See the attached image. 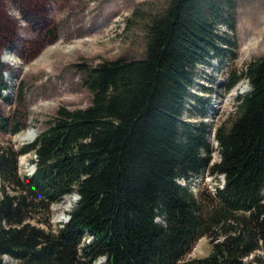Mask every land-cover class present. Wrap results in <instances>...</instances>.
I'll return each mask as SVG.
<instances>
[{
    "label": "trees",
    "instance_id": "16d2710c",
    "mask_svg": "<svg viewBox=\"0 0 264 264\" xmlns=\"http://www.w3.org/2000/svg\"><path fill=\"white\" fill-rule=\"evenodd\" d=\"M232 7L170 0L146 25L142 59L89 70L88 108L61 109L32 145L0 146V264H264V56L230 79L228 90L241 81L250 90L231 125L215 129L218 163L211 128L184 118L198 67L236 48L217 29L235 30ZM26 154L33 177L19 174ZM207 175L224 176V188L179 184ZM72 194L70 221L53 231V204ZM203 237L211 254L186 260Z\"/></svg>",
    "mask_w": 264,
    "mask_h": 264
},
{
    "label": "rangeland",
    "instance_id": "374dc122",
    "mask_svg": "<svg viewBox=\"0 0 264 264\" xmlns=\"http://www.w3.org/2000/svg\"><path fill=\"white\" fill-rule=\"evenodd\" d=\"M169 2L0 0V84L8 86L7 92L0 97V117L8 120L5 131L0 127V146L9 145L20 150L35 142L24 141L26 133L33 131L38 137L54 123L61 109L88 108L92 102V94L86 87L89 70L119 59H142L146 52V25ZM232 2L235 30L227 35L236 43V48L233 54L214 58L210 65L198 67L191 91L196 99L188 104L184 114L188 122H203L211 128L209 141L214 149L213 163L219 162L215 129L231 125L236 118L237 95L250 90L245 81L228 90L230 79L239 76L246 64L264 56V0ZM219 28L220 31L226 29ZM199 99L202 104L198 103ZM32 158L33 154L20 156L22 177L33 165L30 164ZM221 180V177L215 180L207 175L202 183L198 180L180 183L192 193L207 194L214 193ZM74 199L76 194L53 204V231L59 229L72 211ZM211 252L212 245L203 237L186 260L207 258ZM252 259L253 256L245 261ZM4 262L16 264L10 257ZM105 262L100 259L96 264Z\"/></svg>",
    "mask_w": 264,
    "mask_h": 264
},
{
    "label": "bare ground",
    "instance_id": "6f19581e",
    "mask_svg": "<svg viewBox=\"0 0 264 264\" xmlns=\"http://www.w3.org/2000/svg\"><path fill=\"white\" fill-rule=\"evenodd\" d=\"M36 137H37V135H36L35 132L29 131V132L26 133V136L23 138V140L26 141V142L32 143V142H34L36 140ZM181 183L179 182V184H181ZM181 185H185V184L182 183ZM68 208H67V210H68Z\"/></svg>",
    "mask_w": 264,
    "mask_h": 264
},
{
    "label": "built area",
    "instance_id": "2783aa9c",
    "mask_svg": "<svg viewBox=\"0 0 264 264\" xmlns=\"http://www.w3.org/2000/svg\"><path fill=\"white\" fill-rule=\"evenodd\" d=\"M219 26H222V27H224L223 25H219ZM219 26H218V31L220 32V33H226L227 32V28L225 29V30H223V31H220V28H219Z\"/></svg>",
    "mask_w": 264,
    "mask_h": 264
}]
</instances>
